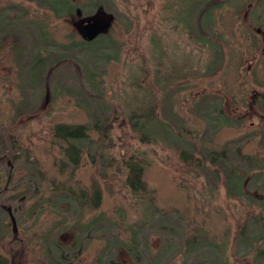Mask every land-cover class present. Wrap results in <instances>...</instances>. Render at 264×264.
I'll return each instance as SVG.
<instances>
[{
  "label": "rangeland",
  "instance_id": "1",
  "mask_svg": "<svg viewBox=\"0 0 264 264\" xmlns=\"http://www.w3.org/2000/svg\"><path fill=\"white\" fill-rule=\"evenodd\" d=\"M211 1L73 0L115 16L90 43L64 10L0 0V203L18 222L0 208V264H264V0ZM57 125L86 128L78 164ZM239 141L232 197L206 155Z\"/></svg>",
  "mask_w": 264,
  "mask_h": 264
},
{
  "label": "trees",
  "instance_id": "2",
  "mask_svg": "<svg viewBox=\"0 0 264 264\" xmlns=\"http://www.w3.org/2000/svg\"><path fill=\"white\" fill-rule=\"evenodd\" d=\"M215 1H218V0H213V1L209 2L208 4L205 5L204 9H209V7H211V5H213V3ZM37 3L40 6H42L44 4L46 7L51 8L54 11V13H56L58 16L60 15L59 13L64 10L66 15H71L74 18V17H77V10L81 9V8H79V6L74 5L73 0H37ZM100 6H103V5H100ZM104 8L106 11H108L110 9L107 2H104ZM97 9H98V7L96 8V10L93 13H95L97 11ZM81 10L83 11V9H81ZM203 13L204 12H202V14ZM202 14H201V16H202ZM89 15H91V14L85 15L84 11H83V15H82L83 17L89 16ZM201 16H199V23L200 24L202 23L201 19L203 18V17L201 18ZM33 36H34L33 40L36 41L37 37L35 35H33ZM102 36H104V35H102ZM95 39H97V38H95ZM85 41H86V39H85ZM87 41L90 42L89 40H87ZM86 43L87 42L82 41L81 45L86 44ZM89 44L87 43V45H89ZM62 50H64V48H62ZM61 64H63V63L61 62L58 66H60ZM84 128L85 127L83 125H78L76 127L66 126V125H57L56 130H55L56 136L61 137L64 140H67L69 145H71L69 150H67V151H69L68 156L70 155L76 164L79 163V159H80V157L77 155V151L79 150L77 148V141H80L85 137V131L83 130ZM148 128H146L147 131L145 130V133L144 134L142 133V135H141V140L143 142L150 140V137L147 135V133H149ZM241 143L242 142H240V141L239 142H231L226 146V148L224 150H222L220 152H215V153H211L209 155L208 154L206 155V159H208L210 162V165L207 166L208 167L207 168L208 175H210V176L215 175V176L219 177L220 171H223L224 172L223 174L225 176V183L228 187V194L232 197H237L240 195H246V191H244L245 185L239 183V177L240 176H238L237 169L234 167V164L239 162V159L237 158L235 151L239 150L241 148V145H242ZM71 150H72V153L76 154V155H73L72 153H70ZM3 153L6 154L7 153L6 150H4ZM184 155H186V152H184ZM239 166L241 168H243L245 175H251V174H253V171L255 170L254 167L244 165L242 162L239 163ZM143 171H144L143 166H135V167L131 166V175L129 178V183L134 189H142V187H143V189H145L146 184L142 182ZM9 176H10V174H9ZM253 176L255 177L256 174ZM6 190H7L6 187L3 188L2 192L0 189V197H2V193L5 192ZM17 197H18V195H12V196L6 198L5 200L3 199L2 201L11 203V202H14L15 200H17ZM262 201H264V199L260 198L259 201H257V202L261 203ZM5 206H6L5 204L0 203L1 209L5 210ZM254 215H255L254 213L249 214V216L246 218L247 219L246 224L249 223L248 221H250L251 224L253 222L254 223L256 222ZM244 226H245V224L242 225V229L244 228ZM261 229H260L259 235H261L262 238L264 239V217H263ZM244 237H242L241 232H240V234H238L236 236V239H237V241H240ZM247 237L248 238H246V239L248 241L252 236L248 235ZM209 246L213 247L212 244H210ZM193 251H197V250L191 248L188 252V254H189L188 258L191 257ZM61 260H63V259L61 258Z\"/></svg>",
  "mask_w": 264,
  "mask_h": 264
},
{
  "label": "water",
  "instance_id": "3",
  "mask_svg": "<svg viewBox=\"0 0 264 264\" xmlns=\"http://www.w3.org/2000/svg\"><path fill=\"white\" fill-rule=\"evenodd\" d=\"M82 15L83 11L78 9L77 17H74V25L82 37L90 41L109 30L115 18L114 14L106 11L104 6H99L97 11L89 16L83 17ZM75 18H77V20H75ZM7 211L10 215L14 231L16 232L18 225L12 207H7Z\"/></svg>",
  "mask_w": 264,
  "mask_h": 264
},
{
  "label": "flooded vegetation",
  "instance_id": "4",
  "mask_svg": "<svg viewBox=\"0 0 264 264\" xmlns=\"http://www.w3.org/2000/svg\"><path fill=\"white\" fill-rule=\"evenodd\" d=\"M5 207H7V206H5ZM12 210H13V213H14V208H12ZM15 214V213H14ZM17 220V219H16ZM17 225H18V222H17ZM16 233V232H15Z\"/></svg>",
  "mask_w": 264,
  "mask_h": 264
}]
</instances>
